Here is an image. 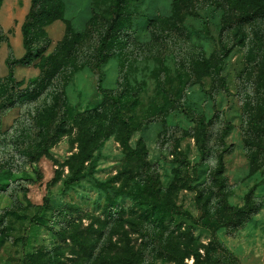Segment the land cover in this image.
Instances as JSON below:
<instances>
[{"label":"rangeland","instance_id":"1","mask_svg":"<svg viewBox=\"0 0 264 264\" xmlns=\"http://www.w3.org/2000/svg\"><path fill=\"white\" fill-rule=\"evenodd\" d=\"M61 1L4 107L30 0H0V264H264V18Z\"/></svg>","mask_w":264,"mask_h":264},{"label":"trees","instance_id":"2","mask_svg":"<svg viewBox=\"0 0 264 264\" xmlns=\"http://www.w3.org/2000/svg\"><path fill=\"white\" fill-rule=\"evenodd\" d=\"M127 0H114L112 14L113 19L111 21L110 28L114 29L118 23L121 8L124 5V2ZM198 2V3H197ZM195 4V6L192 5ZM205 7H213L222 9L223 12L227 13L233 17L229 20L227 26H223L224 32L228 29H234L242 27V25H247L251 21H259L264 18V0H175L174 9L181 10L187 15L193 14L198 9ZM64 5L61 0H30V8L28 14L25 17L24 24L21 29L22 38L24 41V49L26 55L24 59L13 60L12 63L8 66L7 76L10 82V88L8 92L7 103H3V106H8L9 103H14L18 90H16V81L13 72V64L23 63L27 64L31 60L38 58L43 55L46 50L47 43L45 45L38 43L41 37H45L44 27H48L56 21H60L63 17ZM38 43V44H37ZM107 40L103 37L97 46L98 50V64H101L105 58V47ZM39 45V46H38ZM221 54L219 57V64H222L223 58L226 56L229 51V46L226 45L225 40L221 38L220 41ZM28 60V61H27ZM98 68V77H97V89L98 91L110 102V106L113 109V114L115 119L127 130V136L130 134L131 129L128 121L120 114L119 99L117 96L109 94L102 88V71L100 66ZM223 87L227 90V86L223 81ZM3 106L1 108H3ZM200 130L202 131L199 138V150L202 156L204 153V145L207 140V131H205V125L203 122H199ZM124 146H127V139L124 142ZM138 154V152H134ZM183 162V161H182ZM150 181V180H149ZM150 187L151 184L149 183ZM152 190V189H151ZM157 200V199H156ZM46 201V200H45ZM46 203V202H45ZM166 204V203H165ZM45 205V204H44ZM167 205V204H166ZM172 212L182 214L180 211L175 210L168 206ZM24 264H28L26 261Z\"/></svg>","mask_w":264,"mask_h":264}]
</instances>
